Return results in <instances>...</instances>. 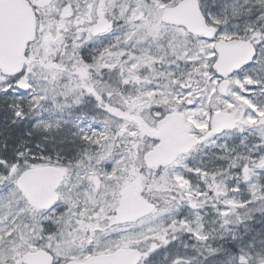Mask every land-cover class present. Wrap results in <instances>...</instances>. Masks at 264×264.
Instances as JSON below:
<instances>
[{
  "label": "snow or ice",
  "instance_id": "1",
  "mask_svg": "<svg viewBox=\"0 0 264 264\" xmlns=\"http://www.w3.org/2000/svg\"><path fill=\"white\" fill-rule=\"evenodd\" d=\"M0 264H264V0H0Z\"/></svg>",
  "mask_w": 264,
  "mask_h": 264
}]
</instances>
